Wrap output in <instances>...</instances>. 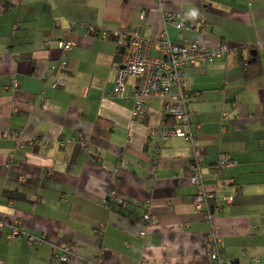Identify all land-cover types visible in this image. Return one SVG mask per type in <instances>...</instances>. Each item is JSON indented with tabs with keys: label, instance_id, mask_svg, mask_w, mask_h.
Returning <instances> with one entry per match:
<instances>
[{
	"label": "crops",
	"instance_id": "obj_1",
	"mask_svg": "<svg viewBox=\"0 0 264 264\" xmlns=\"http://www.w3.org/2000/svg\"><path fill=\"white\" fill-rule=\"evenodd\" d=\"M0 4V132L25 142L0 138V264H59L61 244L69 264H218L205 255L213 227L223 259L264 264V0ZM166 14L192 15L198 26L166 25L171 43L227 48L183 71L190 138L161 140L158 99L145 102V117H131L136 80L127 79L122 97L112 94L119 46L133 32L158 36ZM62 40L74 43L65 56ZM195 149L202 185L214 194L211 218L193 208ZM221 161L229 165L218 168ZM13 228L23 234L10 237Z\"/></svg>",
	"mask_w": 264,
	"mask_h": 264
},
{
	"label": "built area",
	"instance_id": "obj_2",
	"mask_svg": "<svg viewBox=\"0 0 264 264\" xmlns=\"http://www.w3.org/2000/svg\"><path fill=\"white\" fill-rule=\"evenodd\" d=\"M5 7L0 4V15L4 12ZM141 19L144 14H141ZM172 25L178 32H190L198 28L192 15L185 16L179 20L174 14H166L163 18V29L158 36L153 38H144L138 32H133L126 37L123 45L120 62L113 66L115 70L114 84L112 94L122 97L125 93V83L131 78L137 81V85L132 92L134 106L131 112L133 119L145 117L143 105L149 99H158L162 102V119L163 125L159 130L161 140H167L170 137L190 138L185 129L192 125L191 113L185 98V83L183 81V71L197 63H211L227 52L224 46L216 48H203L197 42H188L184 45H175L167 38L166 25ZM16 28H14L15 30ZM207 27L201 26V31ZM90 33L92 28H88ZM48 46L49 43L47 42ZM74 43L69 40L58 42V48L63 56L71 51ZM154 49L159 52L158 56H151L150 52ZM64 62L60 63V67ZM13 87H17V82H12ZM54 86L57 88L64 87L63 81H56ZM45 105H43V108ZM184 128V130H183ZM0 138L11 139L16 147L21 148L23 142L20 134L14 132H0ZM191 140V139H190ZM75 141V140H73ZM81 148H85L87 143L82 136L76 140ZM31 141L30 144H34ZM203 161V154L199 150H194L193 158L188 168V180L192 186H197L198 191L193 198V208L196 212L206 213L209 218L214 194L204 189L200 166ZM229 163L221 161L218 168L228 166ZM19 181L25 183L27 178L20 176ZM115 204H122V201L113 197ZM226 203H231V198L224 199ZM150 222V207L146 203L142 223L148 225ZM1 228V224H0ZM23 234L21 229L13 228L10 237ZM144 234L142 233L141 236ZM44 238H34L28 241V244L40 245ZM221 241L217 228L213 227L207 234L205 255L210 261L218 264H234L232 260L221 257ZM71 250L67 244H61L58 247L56 259L59 264H69Z\"/></svg>",
	"mask_w": 264,
	"mask_h": 264
},
{
	"label": "trees",
	"instance_id": "obj_3",
	"mask_svg": "<svg viewBox=\"0 0 264 264\" xmlns=\"http://www.w3.org/2000/svg\"><path fill=\"white\" fill-rule=\"evenodd\" d=\"M122 49H123V46H119V49H118V54L119 55H122ZM247 69L244 71V78L245 79H249L251 77L252 74H249L248 72H246ZM258 74V73H257ZM256 75V73H255Z\"/></svg>",
	"mask_w": 264,
	"mask_h": 264
}]
</instances>
